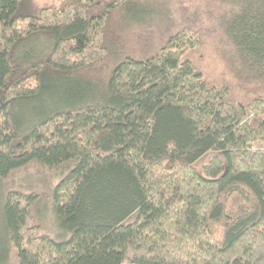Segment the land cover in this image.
Segmentation results:
<instances>
[{"label":"trees","instance_id":"1","mask_svg":"<svg viewBox=\"0 0 264 264\" xmlns=\"http://www.w3.org/2000/svg\"><path fill=\"white\" fill-rule=\"evenodd\" d=\"M173 7L0 0V180L58 171L62 230L6 190L0 264H264V0ZM210 32L217 82L195 57Z\"/></svg>","mask_w":264,"mask_h":264},{"label":"rangeland","instance_id":"2","mask_svg":"<svg viewBox=\"0 0 264 264\" xmlns=\"http://www.w3.org/2000/svg\"><path fill=\"white\" fill-rule=\"evenodd\" d=\"M36 1L39 5H44L49 0ZM147 1L150 5H158L159 7L168 8V10L174 9L173 5L177 3V0ZM203 2L204 0H197L199 6H201ZM163 15H165V13H159L158 15L153 16V21L150 22V27H153L157 34L164 28L163 24L165 21L163 22V18H165V16ZM158 17L160 18L158 19ZM169 19H172V17L168 19L165 18L166 22ZM195 21L196 18L191 19L192 24ZM153 22H155V24H153ZM204 26L205 28L208 26V22L206 20H204ZM204 36L205 40L203 41L200 49H198V53L195 54L196 61L204 70L206 77L212 78L213 82H217L222 74L227 72V62L229 57L226 56V44L220 43V36L217 33L212 34L210 32V34L206 33ZM212 46L214 47L212 48ZM234 91L237 92L236 89H234ZM58 178V171L41 167L33 163L17 168L11 172L10 176L6 180H0V207L2 204L3 193L8 189L23 192H36L39 198L35 205L31 208V214L35 222L40 225L41 231L46 232L53 237H59L62 230L55 222V217L52 213L50 203V189L56 183ZM8 264H15L12 252L10 253Z\"/></svg>","mask_w":264,"mask_h":264}]
</instances>
